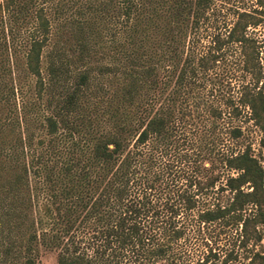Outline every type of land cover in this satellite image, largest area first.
I'll return each instance as SVG.
<instances>
[{
    "label": "trees",
    "instance_id": "trees-1",
    "mask_svg": "<svg viewBox=\"0 0 264 264\" xmlns=\"http://www.w3.org/2000/svg\"><path fill=\"white\" fill-rule=\"evenodd\" d=\"M27 16L0 264H264V0H1L0 40Z\"/></svg>",
    "mask_w": 264,
    "mask_h": 264
},
{
    "label": "rangeland",
    "instance_id": "rangeland-1",
    "mask_svg": "<svg viewBox=\"0 0 264 264\" xmlns=\"http://www.w3.org/2000/svg\"><path fill=\"white\" fill-rule=\"evenodd\" d=\"M249 3L250 0H231V13L234 7H246ZM244 4L246 6H242ZM28 19L29 20L24 21L18 20V22L10 21L9 25H7V28L9 27L8 29L10 32L8 33V29H6L5 31L3 30L5 38L0 40V87H2L3 85L0 92V128L3 132H8L9 128H7V125L10 123V120H13L15 115H17V107L20 105V98L17 92L14 95V91L13 94L10 91L11 86L13 85L12 79L15 78L16 75L19 77L22 76L21 71L19 69H17L18 73H16V71H13L12 64L10 63V58L8 57L9 51L7 49V43L5 41L8 36L6 37V34L9 35L13 44L12 50L15 52L16 56L20 57L22 54V46H24L28 36L30 35V26L31 24H33L31 22H34L32 18ZM255 30V35H257L264 43V24L260 25ZM26 80L28 81V77L26 78ZM243 125H245L244 139L250 144L254 155L260 161L264 168V148L258 147L259 133L257 129L250 124V122H247ZM14 126V132L17 133L18 127H16V122ZM203 230L205 237H208V239L210 240L209 242L207 241V246L202 242L198 244L199 246L196 248V253L198 254L200 250L205 249L208 246H211L215 249H219L223 252L224 250L231 247V244L234 241V238L236 237V233H238V229H235V227H231V232L228 231L224 234L220 232L217 226L214 225H212V227L207 225L206 227H204ZM230 233L231 238H228L230 236L228 234ZM261 245L264 251V237L261 240ZM38 264H56L54 252L41 250Z\"/></svg>",
    "mask_w": 264,
    "mask_h": 264
}]
</instances>
